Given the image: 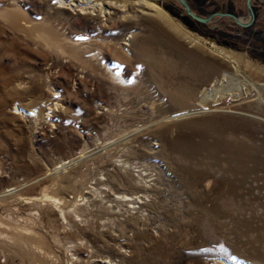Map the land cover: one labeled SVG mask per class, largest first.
Listing matches in <instances>:
<instances>
[{"label": "rangeland", "instance_id": "374dc122", "mask_svg": "<svg viewBox=\"0 0 264 264\" xmlns=\"http://www.w3.org/2000/svg\"><path fill=\"white\" fill-rule=\"evenodd\" d=\"M99 2L103 16L58 0H0V264H264L256 231L205 211L220 191L195 189L192 174L218 176L176 151L185 133L258 128L260 119L240 113L234 98L193 122L167 119L179 112L168 103L176 69L148 64L135 48L151 37L169 58L264 82V0H253L248 27L226 17L190 27L176 0ZM187 2L202 16L248 18L245 0L239 9ZM218 49L238 59L237 70ZM199 107L207 109H185ZM246 193L264 202V190ZM120 195L135 201L120 204ZM137 200L145 207H131ZM248 214L264 219L259 208Z\"/></svg>", "mask_w": 264, "mask_h": 264}, {"label": "bare ground", "instance_id": "6f19581e", "mask_svg": "<svg viewBox=\"0 0 264 264\" xmlns=\"http://www.w3.org/2000/svg\"><path fill=\"white\" fill-rule=\"evenodd\" d=\"M58 3L62 7H72L74 11L77 10L80 13L94 14L97 12L103 16L105 12H108L104 11L103 3L99 0H58ZM151 4L160 9L157 4ZM17 11L7 9L3 13L8 20L16 22L20 20ZM34 35L36 39H44L39 31ZM152 40L151 37H147L145 41L136 43L135 48L148 64L168 70L169 68L176 69L175 77L178 82L173 90L168 91V103L170 107L179 112L167 116V119L193 122L195 116L201 113L227 111L229 108L225 109V107L230 104L228 98L235 99L233 104L243 106L238 110L243 115L260 119L259 124L256 125L258 128L247 124L237 127L234 124H226L225 128L220 130L209 127L210 131L207 132L194 130L196 132L185 133V138L176 140V151L182 158L205 163L212 169L213 175L218 176L215 182L213 176L206 172L192 174L195 189L201 187L202 183L206 189L211 185H217L220 191L218 195L222 198L220 201L222 207L220 208V204L213 201L207 210L204 209L210 218L216 220L217 216L221 217L227 223L241 227L242 232L253 230L264 239V219L248 214L258 208L264 211V202L261 201L263 197L245 196L248 194L246 192L255 189L264 190V82L258 83L253 76L249 77L225 70L219 75L213 66L204 67L194 63L187 65L179 59L169 58L165 49L153 43ZM216 52L230 61L231 66L237 70V58L223 49H218ZM154 55L161 58L155 60L152 57ZM192 102L193 104L194 102L200 103L207 109L199 107L186 110L185 108ZM154 107H158L159 110L166 108L164 103ZM164 119L161 118L160 121ZM220 122L216 121L215 124ZM204 138H209L211 142ZM254 177L256 183L252 186L248 179L253 180ZM116 198L120 204L125 205L128 201H135L134 198L125 195ZM137 201L139 204L131 207L138 208V210L145 207V202ZM216 263L223 264L222 262Z\"/></svg>", "mask_w": 264, "mask_h": 264}, {"label": "water", "instance_id": "95a60500", "mask_svg": "<svg viewBox=\"0 0 264 264\" xmlns=\"http://www.w3.org/2000/svg\"><path fill=\"white\" fill-rule=\"evenodd\" d=\"M149 1L163 2L166 0H149ZM176 1L181 5L186 16L202 24L208 25L210 22L213 21L214 17H217V18L226 17L241 27H248L252 25L255 20L253 0H245V7H246L247 14H248V18L246 21H242L238 15L232 12H212L210 14L202 16L192 10L187 0H176Z\"/></svg>", "mask_w": 264, "mask_h": 264}, {"label": "crops", "instance_id": "0c3cea01", "mask_svg": "<svg viewBox=\"0 0 264 264\" xmlns=\"http://www.w3.org/2000/svg\"><path fill=\"white\" fill-rule=\"evenodd\" d=\"M214 1H217L218 4L222 3L223 7H224V4H231L233 6V8L235 7V9H239L240 8V3H241V0H214ZM245 4V2H244ZM222 7V8H223ZM211 12V11H210ZM241 18V17H240ZM219 18L216 17V19H213V21H218ZM229 20L228 18L225 19V21Z\"/></svg>", "mask_w": 264, "mask_h": 264}, {"label": "trees", "instance_id": "16d2710c", "mask_svg": "<svg viewBox=\"0 0 264 264\" xmlns=\"http://www.w3.org/2000/svg\"><path fill=\"white\" fill-rule=\"evenodd\" d=\"M189 18V17H188ZM195 21L194 20H191L190 18H189V22L187 23L190 27H192V23H194Z\"/></svg>", "mask_w": 264, "mask_h": 264}]
</instances>
